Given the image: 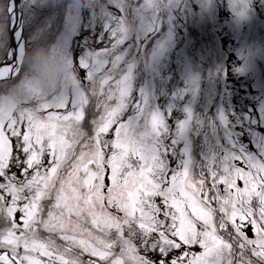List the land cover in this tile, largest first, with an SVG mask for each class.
<instances>
[{"label":"rangeland","instance_id":"rangeland-1","mask_svg":"<svg viewBox=\"0 0 264 264\" xmlns=\"http://www.w3.org/2000/svg\"><path fill=\"white\" fill-rule=\"evenodd\" d=\"M94 1L27 2L23 64L15 79L0 86V176L6 175L11 136L21 138L29 151V168L37 156L31 150L37 146L43 151L45 167L31 179V191L53 197L62 209L60 214L55 207L59 223L67 233L75 232L74 244L105 264H131L134 259L148 264L124 233L133 224L145 230L142 216L155 197L180 215L176 233L181 243L204 250L191 264H229L232 254L221 234L223 223L203 199L204 184L195 181L192 121L200 116V93L218 94L213 77L216 70L220 77L217 54L224 44L242 61L238 74L251 78L259 91L264 127V21L259 18L264 0H111L119 14L110 11L108 27L113 32L112 23L119 19L124 42L115 50L93 53L95 60L109 64L103 72L107 80L93 86L99 76L94 72L91 87L84 88L72 75L70 51L80 26L94 20ZM7 5L8 0H0V63L9 47ZM81 59L84 66L89 62V56ZM227 91L219 94L217 115L228 110ZM174 112L185 158L176 184L168 185L162 178L167 151L161 137ZM87 115L91 120L85 127L81 120ZM223 122L230 123L226 115ZM257 124L254 119L252 126ZM206 141L200 143L201 150ZM230 179L217 173V185L223 183L227 190L219 200L220 210L229 221L251 218L255 238L245 245L264 264V208L242 198L249 188L244 177L242 190ZM250 197V202L259 199L254 187ZM158 242L173 248L164 237ZM170 261L179 263L176 258Z\"/></svg>","mask_w":264,"mask_h":264},{"label":"flooded vegetation","instance_id":"flooded-vegetation-1","mask_svg":"<svg viewBox=\"0 0 264 264\" xmlns=\"http://www.w3.org/2000/svg\"><path fill=\"white\" fill-rule=\"evenodd\" d=\"M117 2L124 3L119 0ZM93 4L96 7L93 10L94 20L80 26L79 34L72 39L73 46L70 51L72 75L84 88L91 87V75L94 72L99 76L93 86L99 87L107 80L103 72L108 71L109 64L104 59L95 60L93 53L115 50L124 42V33L118 32L117 28L120 24L119 19L112 23L113 32L108 27L110 11L119 14L114 1L97 0ZM256 11L259 12L258 9ZM259 18L264 21L263 14ZM84 56H89V62L85 66L81 63ZM218 56L217 69L220 77L217 79V70L213 77L216 80L215 92L218 94L200 93L197 110L199 109L198 114L201 118L200 121L199 118L192 121V134L195 136L192 153L194 152V156L197 157L194 177L197 178L196 182L204 184L203 199L213 210L216 220L218 218L221 225L223 223L221 234L232 254L227 263L242 264L250 259L260 264L261 261H257L253 256L251 247L245 245V241L255 238V227L250 224L251 218L246 214V220L229 221L220 210L219 200L221 196H226L227 190L223 183L217 185V173L219 176L227 174V179L231 177L233 185L238 183L241 190L244 188V177L249 188L247 193L241 194L242 198L248 201V205L264 208V127L259 114L262 100L259 91L252 87L253 80L238 74V67L242 65V61L234 51L223 44L217 58ZM260 65L264 77V65L262 62ZM222 89L228 90L224 105L228 110L225 114L217 115V103L221 98L219 94ZM261 90L264 97V83ZM188 98L189 96H185V101ZM223 115L227 116L229 124L224 125ZM254 119L258 124L252 126ZM90 120L87 115L86 119L81 120V124L86 127ZM177 120L178 112L167 118V132L161 137V146L167 151L162 178L168 185L176 184L185 158L181 153L184 143L177 141L179 139ZM25 127L26 123L23 121L22 135L25 134ZM249 128H253L255 132H249ZM206 138L207 141L201 150L200 143ZM10 139L12 151L7 160L6 175L0 176V264H105L97 258L90 257L74 244L75 232L68 230L67 233L66 228L59 223L62 209L56 205L53 197L31 191V179L36 178L45 167L43 151L39 153L37 146L35 150H31L30 147L32 154L37 153V156L34 155V163L29 168L28 163L31 160L28 157L29 151L25 150L21 138L11 136ZM252 187L256 189L259 199L253 198L250 202ZM230 192L234 194L233 187L230 188ZM242 203L245 205L243 201ZM150 205L142 216L145 230L133 224L125 230L124 237L131 243L136 254L148 264H175L170 261L172 258L179 261L177 264H191L204 250L196 245L187 246L181 243L176 233L180 215L173 207L163 202L161 197L153 198ZM55 207L60 214L56 212ZM165 233H171V237L168 238ZM161 237L170 241L173 248L159 244L158 238ZM95 260L97 261L94 262ZM140 262L139 259H134L132 263Z\"/></svg>","mask_w":264,"mask_h":264},{"label":"water","instance_id":"water-1","mask_svg":"<svg viewBox=\"0 0 264 264\" xmlns=\"http://www.w3.org/2000/svg\"><path fill=\"white\" fill-rule=\"evenodd\" d=\"M28 0H8V35L9 47L0 63V86L15 79L22 67L26 54L25 9Z\"/></svg>","mask_w":264,"mask_h":264}]
</instances>
